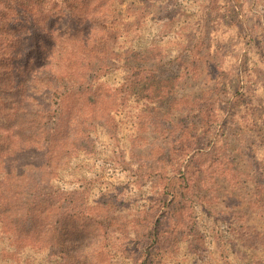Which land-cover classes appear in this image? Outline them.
<instances>
[{
	"label": "rangeland",
	"instance_id": "rangeland-1",
	"mask_svg": "<svg viewBox=\"0 0 264 264\" xmlns=\"http://www.w3.org/2000/svg\"><path fill=\"white\" fill-rule=\"evenodd\" d=\"M32 1L69 155L31 173L57 238L9 209L0 264H264V0Z\"/></svg>",
	"mask_w": 264,
	"mask_h": 264
},
{
	"label": "trees",
	"instance_id": "trees-1",
	"mask_svg": "<svg viewBox=\"0 0 264 264\" xmlns=\"http://www.w3.org/2000/svg\"><path fill=\"white\" fill-rule=\"evenodd\" d=\"M9 2L16 5L18 8L15 9L19 12L12 20L5 21L7 16L3 9L0 10V23L3 24L0 32V215L11 209L12 216L16 217L22 215L25 207L24 221L29 226L27 231L43 233L45 236L41 242L47 235L53 241L59 229L55 228L57 214L51 209L45 195L36 193L37 185L31 181V173H50L57 168L60 157L69 155L63 151V147L69 146L59 138L62 120L59 118L60 111L57 112L61 108L60 98L68 89H64L60 79H57L54 68L57 61L71 60L72 52L68 51L72 49L52 51L49 63L42 65L39 77L31 81L26 79L23 73L25 67L17 58L27 52L24 45L35 42L40 22L30 19L31 11L26 9L34 10L36 2ZM13 23L16 27L22 26L23 33H12L8 27ZM25 26L29 27L28 31ZM68 60L65 63H70ZM55 105L57 107L53 108ZM50 119L55 123L45 129L44 120L48 122ZM47 203L49 205L45 207ZM19 207L20 210H17ZM5 221L1 220L3 224ZM0 231L3 232L4 228L0 227Z\"/></svg>",
	"mask_w": 264,
	"mask_h": 264
}]
</instances>
